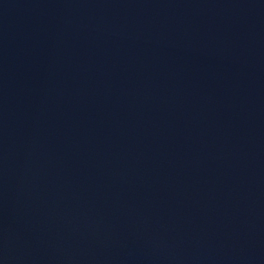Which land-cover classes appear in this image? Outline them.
<instances>
[{
	"label": "water",
	"instance_id": "obj_1",
	"mask_svg": "<svg viewBox=\"0 0 264 264\" xmlns=\"http://www.w3.org/2000/svg\"><path fill=\"white\" fill-rule=\"evenodd\" d=\"M0 264H264V0H0Z\"/></svg>",
	"mask_w": 264,
	"mask_h": 264
}]
</instances>
